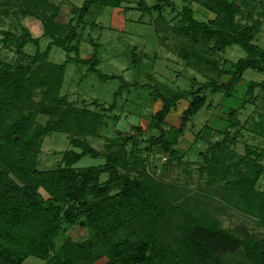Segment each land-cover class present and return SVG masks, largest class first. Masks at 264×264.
Segmentation results:
<instances>
[{
	"label": "trees",
	"instance_id": "16d2710c",
	"mask_svg": "<svg viewBox=\"0 0 264 264\" xmlns=\"http://www.w3.org/2000/svg\"><path fill=\"white\" fill-rule=\"evenodd\" d=\"M93 1L86 0L83 6L72 9L77 14L76 24ZM160 1L148 9L159 13L164 3ZM190 1L210 17L197 20L191 4H187L180 9L173 26H161L157 19L153 32L159 39L163 33L173 31L183 40L176 51L178 58L189 67L202 65L212 72L214 81L184 91L161 84L152 86L150 100L159 101L160 107L149 117L147 130L154 133L147 137L145 152L156 147L168 155L169 162L177 157L174 146L183 132L194 129L191 120L205 105V89L210 94L222 92L229 97L244 71L264 76V47L252 43L259 23L248 22L252 14H260L256 12L259 0ZM117 4L116 0H99L102 7ZM8 7L14 8L9 17L17 20L21 34L0 30L1 41L10 43L21 58L14 63L0 59V264H21L27 257L45 264H97L101 259L102 264H264V250L257 248L252 236L246 240L236 237L213 220H205L203 211L198 213L176 203L167 193L172 188L146 173V155L140 156L135 150L137 139H107L102 150L90 146L87 137L97 135L104 125L105 113L114 108L123 86L113 94L107 108L97 102L93 103L99 109L96 112L72 106L58 93L65 63L53 64L47 58L51 47L77 54L74 26L57 22L58 5L49 0H0L2 16H6ZM25 17L38 21L41 38L48 39L42 52L38 51L37 38L19 25ZM26 43L35 46L32 55L22 53ZM92 46L87 60L75 56L67 63L85 64L87 72L106 79L96 69V46ZM231 46L239 47L244 56L234 62L218 60L220 53ZM222 75L228 77L226 83H218ZM255 88L264 96V78L259 83L246 84L243 105L250 102ZM182 99L187 104L178 126H166L164 119ZM236 113L232 110L227 116L232 128ZM39 116L45 118L43 123H38ZM258 126L264 136L263 126ZM134 129L140 134L139 127ZM53 132L64 133L70 149L61 153L55 168L39 170L37 156L42 137ZM202 132L210 134L212 130L203 125L196 136ZM129 142L132 150L127 152ZM216 146L217 143L209 144V156H203V168L209 177L213 174L212 179L218 176L210 167L216 162ZM262 153L246 147L237 159L243 171L235 169L233 179L225 181L222 197L228 199L227 193L235 194L237 201L231 204L242 206L246 213L264 222V189H255L264 171L257 162ZM84 156L100 159L101 163L74 167ZM38 189L47 197L42 198ZM74 225L86 231L79 241L66 234ZM57 239L60 244L54 247Z\"/></svg>",
	"mask_w": 264,
	"mask_h": 264
},
{
	"label": "rangeland",
	"instance_id": "374dc122",
	"mask_svg": "<svg viewBox=\"0 0 264 264\" xmlns=\"http://www.w3.org/2000/svg\"><path fill=\"white\" fill-rule=\"evenodd\" d=\"M49 1L58 5L57 22L61 24L69 22L74 26V42L77 46V54L64 52L57 47L50 48L47 60L53 64L65 63L59 96L65 97L74 107L96 112L99 109L94 102L107 108L112 102L113 94L123 86L120 95L115 99L114 108L105 113L104 125L99 128L97 135L87 137L90 146L102 150L107 144V139L117 137L124 139L127 136L137 139L135 150L140 156L146 155V173L170 186L172 190L167 193L176 203H181L183 207L192 208L198 213L203 211L205 220H213L220 229L230 231L236 237L246 240L252 236L257 248L264 250V222L260 217L246 213L242 206L231 204L237 201L235 194L227 193L229 200L222 197L225 193L223 191L225 181L233 179L235 169L240 168L243 171V164H237V159L245 153L246 147L249 150L263 151L257 162L264 168V136L258 126L261 123L264 128L263 93L255 88L250 102L242 104L246 84L259 83L264 76L252 70L244 71L241 80L232 87L229 97H225L222 92L210 94L209 90L205 89L202 92L205 105L191 120L194 129L193 131L186 129L183 132L174 146L177 157L169 162L168 155L161 153L156 147L148 151V154L145 152L147 137L154 133L147 130L149 117L160 107L159 101L150 100L152 86L161 84L177 91L195 90L210 80L214 81V76L202 65L187 66L176 54L183 40L181 41L171 30L163 33L158 39L153 32V25L155 26V20L158 19L161 26H173L180 9L187 4L190 5L191 1L161 0L160 2L164 3L161 5V11L157 13L148 8L155 5L158 0H116L118 4L111 7H102L99 0H95L78 24L75 23L76 11L72 12V9L83 6L86 0ZM256 5H258L256 12L260 14H252L248 22L259 23L252 43L263 48L264 0H259ZM141 6L148 10L144 11ZM190 8L197 20L205 21L210 17V14L198 5L192 3ZM7 9L6 16H2L4 10H0V30L10 31L19 36L21 31L17 20L9 17L14 8ZM20 21L19 25L28 30L31 37H37V48L42 52L48 39L41 38L39 22L30 20V23H33L30 24L25 18H21ZM92 44L96 46L95 55L98 59L96 69L100 75L107 76L106 79H100L96 72H87L85 64L67 63L68 58L75 56L87 60L93 51ZM35 49L33 44L26 43L21 51L23 54L32 55ZM243 56L244 53L239 47L231 46L220 53L218 60L234 62ZM20 58L10 43H2L0 36V59L14 63ZM132 59L136 61L135 64ZM223 67L228 68L227 65ZM227 80L228 77L222 75L219 76L218 83H226ZM186 104V99L178 101L164 119V124L176 128L180 113ZM232 110L237 111L234 120L236 124L233 128L230 127L231 119L227 118ZM44 120V117L37 118L38 123H43ZM203 125L208 126L212 132L210 134L202 132L196 136V131ZM136 126L141 129L140 134H136L134 129ZM67 139L64 133L58 132L42 137L37 156V169L55 168L61 153L70 149ZM213 143H217L216 155L214 154L216 162L210 167L216 169L218 176L212 179L213 174L209 177L203 168L205 166L203 156H209V144ZM130 146L131 142L126 144L127 152L132 150ZM162 158H165L164 161ZM100 163V159L84 156L74 167ZM101 180H104V176H101ZM255 189H264V171L257 180ZM38 192L42 198L47 197L41 189H38ZM66 234L79 241L86 236V231L74 225L66 230ZM59 244L60 239H57L53 246L57 247ZM235 258L238 259L239 256ZM103 262L101 259L97 264ZM21 264L45 263L40 259L27 257Z\"/></svg>",
	"mask_w": 264,
	"mask_h": 264
},
{
	"label": "crops",
	"instance_id": "0c3cea01",
	"mask_svg": "<svg viewBox=\"0 0 264 264\" xmlns=\"http://www.w3.org/2000/svg\"><path fill=\"white\" fill-rule=\"evenodd\" d=\"M25 19H26V21L28 22L29 21V23L31 22L30 20H34L33 18H30V17H25ZM20 23H21V21H20ZM30 24H33V23H30ZM40 25V24H39ZM40 27V32L42 33V31H41V26H39ZM28 31V30H27ZM41 33H40V35H41ZM32 38H37L36 36L35 37H32ZM201 110V109H200Z\"/></svg>",
	"mask_w": 264,
	"mask_h": 264
},
{
	"label": "built area",
	"instance_id": "2783aa9c",
	"mask_svg": "<svg viewBox=\"0 0 264 264\" xmlns=\"http://www.w3.org/2000/svg\"><path fill=\"white\" fill-rule=\"evenodd\" d=\"M165 158H162V160L164 161Z\"/></svg>",
	"mask_w": 264,
	"mask_h": 264
}]
</instances>
